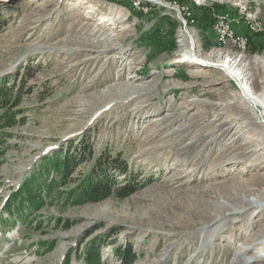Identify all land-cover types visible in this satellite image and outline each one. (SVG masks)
Returning a JSON list of instances; mask_svg holds the SVG:
<instances>
[{
    "label": "rangeland",
    "instance_id": "1",
    "mask_svg": "<svg viewBox=\"0 0 264 264\" xmlns=\"http://www.w3.org/2000/svg\"><path fill=\"white\" fill-rule=\"evenodd\" d=\"M155 1L162 4L149 0H0V84L7 92L5 101H0V117L11 114L14 118L11 125L0 124V264H84L87 247L99 254L101 264H124L117 252L123 249L134 253L131 264L178 260L179 251L170 257L155 254L165 247L166 239L159 234L182 232L178 227L187 213L178 186L184 185L193 194L202 185L206 169L172 163L200 150L188 147L189 136L176 147L159 149L153 157L139 156V151L159 145L158 139L178 140V135H169L172 128L191 125L199 116L202 123L208 121L219 106L241 99L237 84L225 72L194 55L189 63L178 61L183 54L180 30L192 33L201 58L209 53L241 58L255 77L252 90L262 93L264 70L257 64L264 57V0ZM117 13L125 15L121 30L98 31L96 36L106 38V45L119 47L125 55L117 56V64L106 63L103 55L91 62L97 48L75 40L84 35L81 24H87L90 32L103 19L119 22ZM123 61L132 66L124 74L119 72ZM130 77L139 87L135 96L118 99L100 94L112 82H130ZM144 85L148 91H142ZM147 99L148 114H133L132 108L145 106ZM209 107H215L212 113L202 114L211 112ZM177 111L186 115L169 120L171 126L164 127L157 138L143 139L149 128L165 125L166 115ZM232 116L241 119L238 113ZM243 120L242 136L236 143L245 144L234 153L250 159L253 138ZM181 148V154L172 157ZM64 152L73 156L81 152V162L67 173L51 201L46 198L42 207L22 214L9 215L7 207L3 211L11 194L43 160ZM163 158L172 160L165 163ZM111 160L115 163L105 162ZM103 164L116 182L110 196L87 203H74V198L66 196L91 169ZM115 166L125 167L126 174H118ZM55 176L50 172L44 178ZM223 176L211 180L218 182ZM164 179L172 185L159 189ZM19 218L23 221L18 222Z\"/></svg>",
    "mask_w": 264,
    "mask_h": 264
},
{
    "label": "bare ground",
    "instance_id": "2",
    "mask_svg": "<svg viewBox=\"0 0 264 264\" xmlns=\"http://www.w3.org/2000/svg\"><path fill=\"white\" fill-rule=\"evenodd\" d=\"M134 1L145 2L148 0ZM149 1L156 5L162 4L155 0ZM168 9L170 8L168 7ZM117 17L119 22L108 23L103 19L102 23L97 24L98 29L90 30V32L87 24H81L80 30H85L84 35L75 40H80V44L84 47L97 48L96 54H94L96 57L92 56L91 62L99 61V56L103 55L107 58L106 63L117 64V56L122 58L125 55L126 52L119 47L106 45L104 43L106 38L103 37L102 39V37L96 36L98 31L113 34L115 31L121 30L120 23L125 20V15L117 13ZM178 38L183 51V54L177 58L178 61L189 63L191 56L194 55L203 64L214 66L225 72L227 77L237 84L242 101L240 99L238 103L233 105L219 106L217 112L211 116L212 118L203 123L202 116H199V119L191 125L172 128L169 135H178L180 137L178 140L167 142L158 139L159 145H153L139 151V156L153 157L159 149L176 147L182 143L183 139L190 136L188 147L197 146L200 152L197 151L184 161H173L172 166L186 167L192 165L199 171L202 170L200 168L206 169L200 178L202 185L197 187L193 194L187 193V190L183 188L184 185L178 186L182 189L178 192H182L180 196L183 200L180 201L185 204V212L187 213L182 225L180 224L182 227H178L182 229V232L171 231V234H159L166 239L164 240L165 247L161 252L155 251V254L170 257L175 251H179V258L174 264H264V89L260 95L252 90L256 86L255 77H253L249 65L243 64L241 58L227 59V56L222 57L220 53H209L201 58L191 32L180 30ZM99 47L100 50H98ZM130 64L131 62L124 63L123 61L119 65V72L124 74L126 69H131ZM257 65L264 70V57ZM199 72L202 70L199 69ZM129 79L130 82H112L104 87L100 94H112L118 99L135 96L134 94L137 93L139 87L134 86L133 77ZM148 88L144 85L142 91H148ZM148 101V99L144 101L147 103L145 106L141 104L132 108V113L138 114L145 111L143 113L148 114L147 110L150 111L151 109H147L150 106ZM117 103V101L113 102L112 107ZM242 103L247 107L241 106ZM192 104L207 106V104L199 102H192ZM208 109L211 112H202V114L212 113L215 107ZM237 113L241 115V119H244L243 124L249 125L246 126L250 128L247 132L253 138L254 149L249 150V155L252 156L250 159L235 154L239 151L234 149L245 144L236 143V140L242 136V128L244 127L241 119L236 120V116L230 117L231 114ZM184 115L186 113L181 114L178 111L167 114L165 118V121H168L167 125H162L157 129L155 127L153 130L149 128V134H145L143 139L157 138L165 128L171 126L169 120L173 122L177 120L176 117ZM137 117H141V115L139 114ZM156 121L157 124H160L161 119ZM174 125L175 123H173ZM239 127L242 131H239ZM191 132L197 133L192 135ZM183 149H178L172 157L180 155ZM206 149H209L210 152L204 154ZM163 159L165 163L172 160ZM222 171L223 173H220ZM218 176H223L224 179L218 182L211 180ZM178 177L182 176L179 175ZM177 182L175 181V183ZM171 185L170 180L164 179L163 187L158 186V188L164 189V187L167 188ZM197 236H199L198 239ZM179 242H183V244L179 246Z\"/></svg>",
    "mask_w": 264,
    "mask_h": 264
},
{
    "label": "trees",
    "instance_id": "3",
    "mask_svg": "<svg viewBox=\"0 0 264 264\" xmlns=\"http://www.w3.org/2000/svg\"><path fill=\"white\" fill-rule=\"evenodd\" d=\"M206 13L203 11L202 15ZM209 19H205L207 22ZM4 85L0 84V101L4 102L7 97V92ZM3 121V123H1ZM14 122L13 115L6 117H0V124L11 125ZM82 150V148H81ZM83 153V151H82ZM81 152L78 155L73 156L67 153L55 154L51 158L43 160L39 169L33 171L19 188L11 194V198L2 207H7V214L11 215L10 212H16L22 214L26 210H37L45 204V199L54 198L55 191L58 190L59 185L65 181V176L68 172L77 168L81 162ZM78 159V161H76ZM107 164L115 163V160H111L110 163L105 161ZM41 168V169H40ZM115 166L117 173L120 175L126 174L125 167ZM53 172L56 176L50 180H46L44 177L46 174ZM114 174L105 169V164L97 166L90 170L82 180L79 181L75 188H72L66 196H70L74 203H87V202H98L110 196L116 186V182L113 180ZM46 195V197H45ZM127 195V194H125ZM124 195V196H125ZM51 201V200H50ZM12 207V209H10ZM18 222H22L23 219H17ZM118 255L124 264H131L134 259V253L131 254L130 250H120ZM84 264H101L99 262L100 256L97 254L93 247L86 248Z\"/></svg>",
    "mask_w": 264,
    "mask_h": 264
}]
</instances>
